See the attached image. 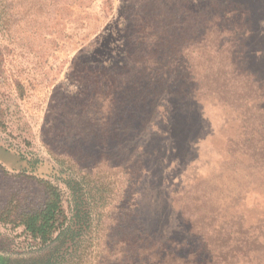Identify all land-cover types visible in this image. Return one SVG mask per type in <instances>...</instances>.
I'll list each match as a JSON object with an SVG mask.
<instances>
[{"label":"rangeland","instance_id":"obj_1","mask_svg":"<svg viewBox=\"0 0 264 264\" xmlns=\"http://www.w3.org/2000/svg\"><path fill=\"white\" fill-rule=\"evenodd\" d=\"M48 182L72 264H264V0H0L1 259Z\"/></svg>","mask_w":264,"mask_h":264},{"label":"trees","instance_id":"obj_2","mask_svg":"<svg viewBox=\"0 0 264 264\" xmlns=\"http://www.w3.org/2000/svg\"><path fill=\"white\" fill-rule=\"evenodd\" d=\"M155 90H159V87L155 86ZM62 196L59 186L48 182L47 197L43 205L38 209H25L18 216L19 225L24 226L27 233L40 242L42 250L49 252L43 258L32 261L0 258V264H72L82 257L77 252L80 250L79 239L84 228L82 222L87 221V216L81 214L78 198H75V213L68 217ZM147 260V264H192L166 248L159 250L155 260L151 261L148 257Z\"/></svg>","mask_w":264,"mask_h":264}]
</instances>
